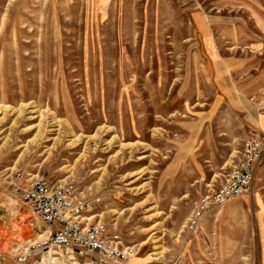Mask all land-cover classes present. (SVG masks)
Segmentation results:
<instances>
[{"label": "rangeland", "instance_id": "374dc122", "mask_svg": "<svg viewBox=\"0 0 264 264\" xmlns=\"http://www.w3.org/2000/svg\"><path fill=\"white\" fill-rule=\"evenodd\" d=\"M263 89L264 0H0V264H86L44 245L22 199L39 178L118 225L124 264H264V159L185 228L264 135Z\"/></svg>", "mask_w": 264, "mask_h": 264}, {"label": "built area", "instance_id": "2783aa9c", "mask_svg": "<svg viewBox=\"0 0 264 264\" xmlns=\"http://www.w3.org/2000/svg\"><path fill=\"white\" fill-rule=\"evenodd\" d=\"M262 94L264 96V89ZM239 155L225 182L206 192L196 203L185 223L190 233L201 230L204 218L214 208L231 198L252 193L264 159V135L251 131ZM22 199L36 219L52 227L44 245L85 255L86 264H124L132 254L122 242L118 225L85 222L92 205L75 194L70 182L39 178L24 188Z\"/></svg>", "mask_w": 264, "mask_h": 264}, {"label": "crops", "instance_id": "0c3cea01", "mask_svg": "<svg viewBox=\"0 0 264 264\" xmlns=\"http://www.w3.org/2000/svg\"><path fill=\"white\" fill-rule=\"evenodd\" d=\"M225 182V181H224ZM224 182H222V183H224ZM219 187V186H218ZM204 195V194H203ZM202 195V196H203ZM201 196V197H202ZM232 201L231 200H228L227 202H225L222 206H220V207H222V210L221 211H224L225 209H227V208H229L231 205H232ZM258 203H259V201H258ZM217 208H219V207H217ZM216 208V209H217ZM213 216H215L213 213H211V214H209L208 216H206L205 218H204V220H203V222H202V226H203V224L204 225H206V228L208 229L209 227V223H210V218H212Z\"/></svg>", "mask_w": 264, "mask_h": 264}]
</instances>
